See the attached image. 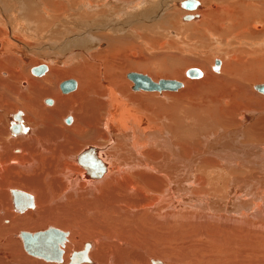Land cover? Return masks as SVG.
Instances as JSON below:
<instances>
[{
  "label": "bare ground",
  "instance_id": "1",
  "mask_svg": "<svg viewBox=\"0 0 264 264\" xmlns=\"http://www.w3.org/2000/svg\"><path fill=\"white\" fill-rule=\"evenodd\" d=\"M183 1L0 0V264H264V0Z\"/></svg>",
  "mask_w": 264,
  "mask_h": 264
},
{
  "label": "rangeland",
  "instance_id": "2",
  "mask_svg": "<svg viewBox=\"0 0 264 264\" xmlns=\"http://www.w3.org/2000/svg\"><path fill=\"white\" fill-rule=\"evenodd\" d=\"M212 2V0H207V3L206 4H209V3H211ZM182 9H185V8H182ZM185 10H187V9H185ZM180 21H181V19H180ZM180 21H177V23H176V25L178 26V24H179V26L180 25H182L181 23H180ZM2 27H3V30H5L6 29V26L5 25H2ZM210 51H213L214 52V54L212 55V57L211 58H214V56H215V51L214 50H210ZM197 56L199 55V53H197L196 54ZM214 71V70H213ZM217 73V72H216ZM160 78V77H159ZM46 101H48V102H50V100H46ZM69 115H67V117H66V120L67 121H70L72 118L71 117H68ZM67 231V230H66ZM198 237V238H197ZM197 237H192V238H190L189 240H187L188 242H192V244L190 245V244H186L185 242H183L182 243V246L184 245V247H186V248H188L189 247V245H190V247H189V251L190 250H192L191 252L193 253V250H194V252L195 253H193L194 254V256L193 257H196V259H192V260H189V262H188V260H184V261H181L182 263H187V264H208V263H205V258H206V252H205V250H203L202 251V253H201V248H202V245H204V243H210L209 242V240L207 239V238H202V237H199V236H197ZM197 238V239H196ZM193 239V240H192ZM199 240V241H198ZM186 241V240H185ZM198 242V243H197ZM203 242V244H201ZM201 245H200V244ZM175 244V243H174ZM172 244L171 246H175V245H178V244ZM200 245V246H197V245ZM188 246V247H187ZM194 246V247H193ZM196 249V250H195ZM200 249V250H199ZM176 250H173V252H175ZM198 253H197V252ZM172 252V251H171ZM170 252V255L172 256V257H174L176 260H177V258L180 260V258H181V255L179 254V253H177V251H176V253H171ZM197 254V255H196ZM198 254H199V256H198ZM175 255V256H174ZM180 256V257H179ZM199 257H200V259H199ZM199 260H198V259ZM201 258H203L204 259V261H203V259H201ZM202 260V262H200ZM190 261H193L192 263L190 262ZM194 261H195V263H194ZM198 262V263H197ZM238 264V263H237ZM240 264H243V263H240ZM244 264H247L246 262H244ZM249 264V263H248Z\"/></svg>",
  "mask_w": 264,
  "mask_h": 264
},
{
  "label": "water",
  "instance_id": "3",
  "mask_svg": "<svg viewBox=\"0 0 264 264\" xmlns=\"http://www.w3.org/2000/svg\"><path fill=\"white\" fill-rule=\"evenodd\" d=\"M182 5H183V7H185V8H187V9H194V8H196V7H198V5H199V1L198 0H184L183 2H182ZM186 16H188V15H186ZM185 16V17H186ZM219 60H216V66H219ZM218 68V67H217ZM188 73L189 74H196L195 72H193V71H188ZM263 90H264V88H263Z\"/></svg>",
  "mask_w": 264,
  "mask_h": 264
},
{
  "label": "crops",
  "instance_id": "4",
  "mask_svg": "<svg viewBox=\"0 0 264 264\" xmlns=\"http://www.w3.org/2000/svg\"><path fill=\"white\" fill-rule=\"evenodd\" d=\"M182 5V4H181ZM217 59H220V58H216L215 59V61L217 60ZM214 68V67H213ZM187 75H188V72H187ZM189 76V75H188ZM61 87H63V84H61ZM70 116V115H69ZM72 118V117H71Z\"/></svg>",
  "mask_w": 264,
  "mask_h": 264
}]
</instances>
